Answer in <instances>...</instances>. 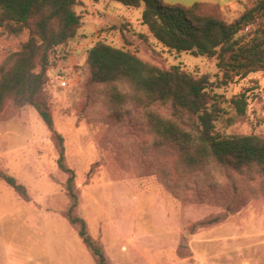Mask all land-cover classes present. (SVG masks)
I'll return each instance as SVG.
<instances>
[{"label":"rangeland","instance_id":"1","mask_svg":"<svg viewBox=\"0 0 264 264\" xmlns=\"http://www.w3.org/2000/svg\"><path fill=\"white\" fill-rule=\"evenodd\" d=\"M161 1L216 3L224 21L233 23L255 0ZM75 10L82 24L51 53L45 89L65 161L75 171L78 213L110 263L264 264V175L251 169L188 171L170 147L154 143L140 109L123 107L116 118L83 69L87 49L99 40L159 67L178 65L211 79L220 74L217 60L167 50L141 23V7L79 0ZM257 27L248 24L238 35L251 37ZM26 38L0 35V63ZM244 89L251 95L248 110L228 123L224 119L235 114L229 100ZM215 91L229 110L218 129L264 134V71L236 76ZM57 156L51 132L31 106L9 101L0 109V172L14 176L29 196L23 199L0 177V264H95L63 216L67 174L57 167ZM224 214L219 222L198 224Z\"/></svg>","mask_w":264,"mask_h":264},{"label":"trees","instance_id":"2","mask_svg":"<svg viewBox=\"0 0 264 264\" xmlns=\"http://www.w3.org/2000/svg\"><path fill=\"white\" fill-rule=\"evenodd\" d=\"M98 1V0H94ZM130 8H142L141 23L149 34L169 51L189 52L215 58L220 74L194 75L178 65L159 67L136 53L96 41L86 51L84 71L89 86H100L111 112L119 118L123 107L140 109L157 146L170 147L177 163L188 171L251 169L264 175V134L228 133L217 121L229 113L222 95L215 91L234 77L264 71V0H255L233 23H226L220 6L210 2L168 5L161 0H112ZM79 0H0V35L27 38L10 50L0 63V109L9 101L31 106L51 132L56 143L57 167L67 174L64 189L68 205L63 216L76 231L95 264H111L102 244L94 239L78 213L79 191L75 171L65 161L63 136L54 129L45 89L49 81L51 53L73 38L82 24L75 6ZM256 22L251 37L238 33ZM146 38L145 35H140ZM249 89L231 96L234 116L248 110ZM0 177L23 199L26 188L14 176ZM229 206V205H227ZM230 208V207H228ZM217 215L199 221L213 224Z\"/></svg>","mask_w":264,"mask_h":264},{"label":"built area","instance_id":"3","mask_svg":"<svg viewBox=\"0 0 264 264\" xmlns=\"http://www.w3.org/2000/svg\"><path fill=\"white\" fill-rule=\"evenodd\" d=\"M60 85L65 86L66 85L65 81H60Z\"/></svg>","mask_w":264,"mask_h":264}]
</instances>
